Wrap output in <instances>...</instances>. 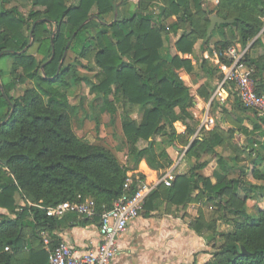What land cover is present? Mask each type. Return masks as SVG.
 I'll return each instance as SVG.
<instances>
[{"label": "trees", "instance_id": "16d2710c", "mask_svg": "<svg viewBox=\"0 0 264 264\" xmlns=\"http://www.w3.org/2000/svg\"><path fill=\"white\" fill-rule=\"evenodd\" d=\"M3 1L7 0H0V53L1 58L11 57L12 64L9 75L0 73V122L5 120L0 124V264H48L40 231L53 235L63 218L81 225L89 221L78 220L71 213L62 218L48 217L46 208L91 198L96 206L91 220L97 222L120 197L128 171H136L140 161L157 169L164 166L158 158H165L170 166L172 161L165 150L157 154L151 146H137L140 139L155 136H165L169 146L195 158L196 164L177 174L170 186L158 183L145 198L143 214L150 216L162 207L213 203L228 211L222 216L231 229L221 234L223 243L204 264H264V209L256 216L246 210V200L258 193L257 185L248 182L244 172L242 178L228 177L231 166L216 147L224 145L229 136L218 127L198 130L200 122L191 112L195 98L177 73L180 69L192 73L195 60L204 73L196 95L208 101L215 89L213 80L223 74L209 64L202 50L194 55V45L201 40L208 46L213 33L219 32L222 39L211 47L220 64L232 62L227 55L231 46L245 48L252 41L242 55V64L252 70L256 94L264 96V0H218L212 8L202 0H139L127 17H118L110 24L105 16L114 12L119 0H32L26 14L16 6L5 8ZM157 5L161 10L155 14ZM212 14L232 22L217 25L205 40ZM52 27L57 28L53 36ZM179 30L174 42L176 53L164 57V40ZM30 34L37 43L39 59L23 52ZM253 48L257 49L255 57L250 53ZM68 51L92 59L99 68L94 88L101 94L110 121L114 122L118 103L126 106L120 114L121 131L130 167L120 164L109 148L84 141L74 132L76 107L60 88L82 77L75 64H63ZM26 81L31 86L21 95H12ZM224 87L229 96L236 94V90L230 92L228 82ZM10 103L14 108L8 117ZM134 106L142 111L139 123L129 116ZM233 106L255 115L256 110L245 107L238 96H234ZM258 119L264 123V116ZM175 122L184 130L178 132ZM260 132L264 134L261 124H254L252 129L240 126L239 130L248 138ZM205 156L216 161L215 181L203 174L208 165V160H201ZM251 174L255 179L264 178L255 164ZM144 179L145 174L138 172L129 191L136 189L137 180ZM202 219L201 214L193 218L190 228L199 235L203 229L214 231L213 218ZM59 241L52 238L51 246Z\"/></svg>", "mask_w": 264, "mask_h": 264}, {"label": "rangeland", "instance_id": "374dc122", "mask_svg": "<svg viewBox=\"0 0 264 264\" xmlns=\"http://www.w3.org/2000/svg\"><path fill=\"white\" fill-rule=\"evenodd\" d=\"M70 1L71 0H68L67 3H70ZM3 2L4 3L2 5L5 8L8 9L12 6H16L19 11L24 14L28 12L32 4V0H7ZM72 2L75 3L76 0H73ZM138 2L139 0L137 2L127 0L125 2H121V4L119 3L118 6H123L125 12L128 7V12L131 13L138 6ZM202 2L204 3V0H202ZM153 10L155 14L160 12L161 5L155 6ZM128 15H126V17ZM118 17H120V15H118V13L114 15L113 12L107 14L105 19L107 23L110 24L115 18L117 20ZM56 30V27H52L53 32H56ZM167 38V45H163L161 52L164 57H172V46L170 45L169 36ZM36 44L37 43L35 42L34 37H30L25 51L39 59L40 56L36 53ZM211 46L212 45L207 47L209 52L206 59L211 66L217 67L218 71L221 73L222 71L219 67L220 61L216 52L215 54L213 53ZM240 51H242L241 47ZM192 63L194 67V71L192 73L187 74L182 69L177 70V73L185 85L189 87L190 93L196 94V88L204 81V73L197 68L196 63L193 61ZM11 64L12 58L9 56L1 58L0 53V73L3 76L9 75ZM63 64H75L78 75L82 77L79 82L75 83L70 81L67 88H60V91L66 94L69 102L76 107L77 112L72 120L74 132L84 141L100 144L112 150L116 148V157L118 158L120 164L124 165L125 160L127 161L128 147L121 131L120 114L121 111L126 110V106L118 103L117 111L114 115V122L110 121V116L107 112H104L103 102L99 98L101 94L94 88L95 84L98 82L96 74L99 72V68L95 65L93 60L90 58H80L73 52L68 51L63 58ZM222 81V78L218 80L214 79L212 83L214 84L215 89L212 91L210 99L208 101L202 100L205 105L207 103L209 104L208 114L214 119V127L220 128L227 134V136H229L224 145L216 147V152L225 157L228 164L231 166L228 172V177L242 178V172H244L246 173L244 178L248 182L257 185L258 193H256V195H254L251 199L246 200V210L250 215L256 216L258 210L264 209V178L255 179L251 174V168L255 164L261 169V173L264 175V161L262 160V158H264V134L260 132L248 138L239 133V130L240 126H246L248 129H252L254 124H261L264 131V123L258 119V117H262V115H260L257 111L254 115L252 111L242 112V110H236L233 106V98L234 96H237V93H230V96L228 95L224 101H220L219 97L213 96L215 90L222 83ZM30 86L31 82L26 81L25 83L19 85V87L15 88L12 91V95H21L25 88ZM228 87L230 92L231 90L232 92H235V85L233 82H228ZM110 98L113 97L110 96ZM194 98L195 105L194 108L191 109V112L195 119L201 122L204 116L205 108L203 110L198 108L196 105V96H194ZM212 101L214 102L213 105H211ZM224 110L226 111L224 112ZM129 116L135 122L139 123L142 119V111L137 106H134L130 110ZM174 126L178 132H181L184 129L180 122H175ZM146 145L151 146L157 154L162 150H165L168 157L172 161V164L168 166L165 158H158L159 162H162L164 166L157 169L149 167L150 169L157 171L158 178H161L164 172L168 169H172V173L176 176L177 174L187 172L191 166L196 164L195 158L185 157L184 151H179V149L177 150L174 147L169 146L165 136H155L149 140L140 139L137 143L138 147H144ZM201 160H208V165L203 169V174L215 181L213 176L214 170L217 169L215 159L205 156ZM126 164L129 167L131 166V163L127 162ZM139 170L146 172L148 176L150 175V172H148L147 169L140 163L136 171H128L127 175L131 177L137 176V173L141 172ZM146 176L147 175H145L144 182L146 180L148 183L156 178L153 176V178L147 179ZM238 196L242 199L243 192L241 190L239 191ZM228 197L225 196L224 198L226 199ZM189 207L191 209L190 213L185 212L187 209L181 210L174 207H162V209L156 214H170L172 210H175L177 214L186 217L185 221L189 223L188 225H190V221L193 218L195 219L200 214L202 215L204 221L207 220V218H213L215 234L213 233L214 231L212 228L208 231L203 229L204 231L202 235L194 232L196 235L202 237L203 245L196 247L197 249L195 250L188 249V251L186 250V252L180 253V258L177 261L172 260V264H204L212 257L213 252L223 243V237L221 234L226 233L231 229L229 221L222 216L223 212L224 215H228V211L220 210L217 206L213 205V203H190Z\"/></svg>", "mask_w": 264, "mask_h": 264}, {"label": "built area", "instance_id": "2783aa9c", "mask_svg": "<svg viewBox=\"0 0 264 264\" xmlns=\"http://www.w3.org/2000/svg\"><path fill=\"white\" fill-rule=\"evenodd\" d=\"M137 2L138 0H129ZM264 22V17L262 18ZM240 45L231 46L227 55L232 59L229 65L220 64L223 73L222 83L217 87L213 96L224 101L228 92L224 87L227 82H233L239 101L249 108L255 109L264 116V96L255 92L252 70L242 64ZM204 116L199 124L201 127L210 129L213 118L209 116L208 109H204ZM197 130V132H198ZM195 133V135L197 134ZM175 176L172 169L164 172L161 178L156 177L151 182L138 181L136 189L130 192L132 177L127 175L123 184V192L113 203L112 207L104 210L98 219V230L100 241L84 252H78L65 241H59L51 246L47 231H40L43 246L48 253V264H111L118 254L117 238L127 229L128 224L135 219L143 210L145 198L149 192L158 184L170 186ZM75 214L80 219H92L96 215L94 200L87 198L82 202L64 201L55 206L45 209L48 217L62 218L67 214ZM8 250V247H5Z\"/></svg>", "mask_w": 264, "mask_h": 264}, {"label": "crops", "instance_id": "0c3cea01", "mask_svg": "<svg viewBox=\"0 0 264 264\" xmlns=\"http://www.w3.org/2000/svg\"><path fill=\"white\" fill-rule=\"evenodd\" d=\"M217 1L204 0L203 4L212 8ZM117 11L120 17H126L129 13L128 7L125 12L123 6H118ZM174 18L172 17V19ZM180 32L181 30L176 35H169L172 55L176 53L174 42ZM221 39L220 33L214 32L208 46L213 45L214 42ZM165 44L167 45L166 40H164ZM251 44L252 41L245 48H242V51L248 50ZM208 46H203L202 41L198 40L194 45V51H196L194 55H199L200 50H202V54L206 58L209 52ZM213 53L215 54V51ZM250 53L252 57H255L257 49H251ZM184 57L192 58V55H185ZM193 62L196 63L195 60ZM192 95L197 98L196 105L198 108L202 110L204 108L208 109V103L205 105L204 101L196 94ZM214 125L213 119V125H210V129ZM110 150L116 155V148ZM126 163L127 161L125 160L124 165ZM140 164L150 172L148 176L146 172L139 170L141 173L147 175V179L153 178V176L157 177V171L150 169L144 160L140 161ZM179 209H187L185 212H191L189 205L186 208ZM156 213L158 211L153 212L150 216H146L141 212L128 224L125 232L117 238L118 254L111 264H172V260L177 261L180 258V253L186 252L188 249L195 250L197 249L196 247L203 245L202 237L194 233L188 225L189 223L185 221L186 217L177 214L175 210H172L170 214L157 215ZM78 220L81 219L78 218ZM52 234L48 233L50 241H52V238L58 237L60 241L67 242L78 252H84L88 248L94 247L100 241L98 221L94 222L91 219L83 225L79 222H71L66 218L60 219L58 229L52 231Z\"/></svg>", "mask_w": 264, "mask_h": 264}, {"label": "water", "instance_id": "95a60500", "mask_svg": "<svg viewBox=\"0 0 264 264\" xmlns=\"http://www.w3.org/2000/svg\"><path fill=\"white\" fill-rule=\"evenodd\" d=\"M121 2H122V0H119V2L115 5V7H114V14L117 13V7H118V4L121 3ZM209 19H210V23H209V25H208V27H207V29H206L205 40H207V39L209 38V36L211 35L212 30H213L217 25L222 24V23H230V22H232V19L224 20V19L218 17L216 14H212V15L210 16ZM37 21H40V20H37ZM114 21H116V18L114 19ZM31 31H32V30H31ZM30 33H31V32H30ZM54 33H55V31L52 33V36L54 35ZM30 37H32L31 34H30ZM51 40H52V37H51ZM51 44H53V41L51 42ZM26 49H27V47H25V48L23 49V52H24ZM53 54H54V51H53V49H52V55H51V58L53 57ZM0 88H2V87H1V84H0ZM10 107H11V108H10L11 111L9 112L8 117L11 115L12 110H13V108H14V105H13L12 103H10ZM4 122H5V120H3L2 122H0V124H1V123H4ZM242 250L244 251L243 248H242Z\"/></svg>", "mask_w": 264, "mask_h": 264}]
</instances>
